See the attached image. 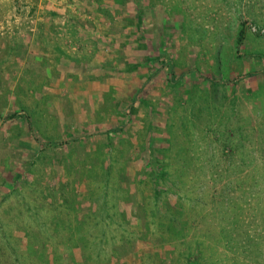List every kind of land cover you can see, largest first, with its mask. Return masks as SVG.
I'll list each match as a JSON object with an SVG mask.
<instances>
[{
    "label": "rangeland",
    "instance_id": "1",
    "mask_svg": "<svg viewBox=\"0 0 264 264\" xmlns=\"http://www.w3.org/2000/svg\"><path fill=\"white\" fill-rule=\"evenodd\" d=\"M195 261L264 264V0H0V264Z\"/></svg>",
    "mask_w": 264,
    "mask_h": 264
},
{
    "label": "trees",
    "instance_id": "2",
    "mask_svg": "<svg viewBox=\"0 0 264 264\" xmlns=\"http://www.w3.org/2000/svg\"><path fill=\"white\" fill-rule=\"evenodd\" d=\"M246 26L245 24L242 25V28L239 32V36H238V39H237V48L239 49L241 46H243L244 44V41L246 39ZM15 118V117H14ZM149 154V165L150 167H156V169H158V171L156 172L157 175L155 176L156 178H159V177H162V170L160 168V164H157V162L155 161V157H156V154L154 152L153 149L150 150V152L148 153ZM170 231H173V229L170 228ZM174 232V231H173ZM175 234V233H174ZM196 263V261L194 262V264Z\"/></svg>",
    "mask_w": 264,
    "mask_h": 264
},
{
    "label": "crops",
    "instance_id": "3",
    "mask_svg": "<svg viewBox=\"0 0 264 264\" xmlns=\"http://www.w3.org/2000/svg\"><path fill=\"white\" fill-rule=\"evenodd\" d=\"M60 45V44H59Z\"/></svg>",
    "mask_w": 264,
    "mask_h": 264
}]
</instances>
